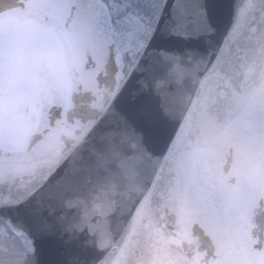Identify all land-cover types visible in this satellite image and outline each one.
Returning <instances> with one entry per match:
<instances>
[{
    "label": "snow or ice",
    "instance_id": "6c2138e0",
    "mask_svg": "<svg viewBox=\"0 0 264 264\" xmlns=\"http://www.w3.org/2000/svg\"><path fill=\"white\" fill-rule=\"evenodd\" d=\"M41 245L264 264V0H0V264Z\"/></svg>",
    "mask_w": 264,
    "mask_h": 264
},
{
    "label": "water",
    "instance_id": "95a60500",
    "mask_svg": "<svg viewBox=\"0 0 264 264\" xmlns=\"http://www.w3.org/2000/svg\"><path fill=\"white\" fill-rule=\"evenodd\" d=\"M235 4L242 5L246 2V0H234ZM231 6L232 0H218V20L221 26L227 23L228 19L231 15ZM151 117L145 115L143 120L147 123L150 121ZM167 129H161L158 135V143H162L163 139L166 137ZM83 237L81 238V243L83 242ZM42 258L47 262L53 259H58L61 264H67L68 260H71L74 257H79L81 260H85L86 262L92 258V250L91 249H82L79 247H70L66 250L60 249H47L46 246L41 245Z\"/></svg>",
    "mask_w": 264,
    "mask_h": 264
}]
</instances>
